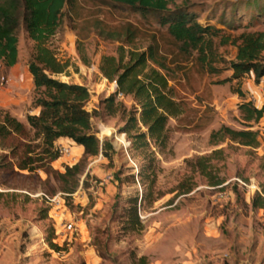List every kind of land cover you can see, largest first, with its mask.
I'll return each instance as SVG.
<instances>
[{
    "label": "rangeland",
    "instance_id": "obj_1",
    "mask_svg": "<svg viewBox=\"0 0 264 264\" xmlns=\"http://www.w3.org/2000/svg\"><path fill=\"white\" fill-rule=\"evenodd\" d=\"M259 4L264 12V0H172L169 8L185 5L198 22L236 36L244 29L230 31L221 22L235 27L251 22L246 31L264 32ZM94 20L109 30L131 24L139 30L138 37L130 46L102 39L94 30ZM17 36V64L6 69L0 62V109L28 129L26 116L38 113L32 106L36 94L27 68L35 44L23 25ZM212 41L211 52H205L201 63L196 51H179L166 27L153 17L142 18L105 0H74L73 6L64 8L47 47L68 67L52 78L88 88L91 130L107 144V156L100 153L87 159L72 193L60 189L63 185L54 179L46 182L42 171L28 175L0 170V264H134L140 257L147 264H248L233 254L229 247L233 241L241 248L251 243L243 260L264 264V208L251 207L255 194L264 196V119L246 123L235 93L240 89L247 99L253 96L254 106L260 108L259 83L253 74L225 82L232 76L229 64L236 51L219 37ZM152 43L166 57L168 84L183 112L168 121L165 148H151L155 181L147 189V182L138 177L147 159L131 150L129 138L121 131L134 104L131 98H116L115 112L106 108L104 102L114 94L116 84L104 80L98 66L102 56L118 57L121 49L143 51ZM221 126L258 130L260 146L240 147L229 141L210 144L211 132ZM8 145L0 140V164L11 162ZM57 146L70 148V155L59 154L51 164L54 172L64 173L65 166L76 164L82 153L72 149L77 146L73 143ZM219 149L222 155L214 156L210 164L223 184L211 187L192 165ZM189 186L192 190L184 194ZM146 193L147 199L141 201ZM134 206L142 224L139 231L128 223L126 210ZM68 223L73 224L72 233L64 231ZM88 251L94 260L88 259Z\"/></svg>",
    "mask_w": 264,
    "mask_h": 264
},
{
    "label": "trees",
    "instance_id": "obj_2",
    "mask_svg": "<svg viewBox=\"0 0 264 264\" xmlns=\"http://www.w3.org/2000/svg\"><path fill=\"white\" fill-rule=\"evenodd\" d=\"M115 8L129 9L142 18L153 17L157 24L166 27L171 40L179 46V51L188 54L196 51L198 61L203 63L205 52H211L213 38L219 37L223 44L235 48V60L230 62L232 76L225 82L240 81L245 75L253 74L254 81L264 77V32L246 31L251 22L235 27L231 22H221L222 27L230 31L244 29L236 36L224 34L208 22L200 23L194 12L187 6L169 8L172 0H105ZM250 3L259 0H249ZM74 0H0V62L10 69L17 64L18 30L25 27L28 38L34 42V56L27 64L28 72L36 96L32 106L38 109L36 115H27L26 126L0 109V140L9 143L11 162L0 164V170L13 173L27 172L28 175L46 174V182L54 179L66 193H72L78 184V176L83 174L88 158L105 153L107 144L100 142L91 130V114L86 109L90 98L88 88L84 85L67 84L53 79L52 76L65 73L68 63L59 62L47 47L49 39L56 33L65 7L73 6ZM234 5V4H233ZM233 5L231 8H233ZM260 5V4H259ZM259 12L264 13L258 6ZM261 14L256 15V17ZM211 20V19H209ZM94 30L105 40H115L130 46L138 37L139 30L131 24L109 30L100 20H94ZM250 28V27H249ZM166 57L159 46L150 44L145 50L123 49L118 57L102 56L98 70L102 78L116 83V91L105 100L106 108L112 113L118 94L132 99L133 108L128 113L122 133L131 145V150L147 159L138 171V177L147 189L155 181L154 152L165 148L167 125L170 119L179 117L183 108L181 102L172 96L168 84ZM241 102L238 110L246 123L258 124L264 119V107L258 108L247 99L246 93L236 89ZM60 139L72 141L83 148L82 157L73 166H65L64 173H56L51 164L59 158L55 143ZM37 141V143H36ZM229 141L240 147L257 149L260 146L258 130H233L221 126L211 132L209 142L212 145ZM223 150L212 151L208 156H201L192 167L211 187L223 184L210 164L214 156L222 155ZM6 158V156H5ZM88 174H86V177ZM189 186L184 194L189 193ZM3 193L0 192V196ZM147 193L141 201L147 199ZM252 209L264 208V196L255 194L251 198ZM131 229H142L136 207L126 210ZM53 248H57L51 244ZM134 264H147L145 257H140Z\"/></svg>",
    "mask_w": 264,
    "mask_h": 264
},
{
    "label": "crops",
    "instance_id": "obj_3",
    "mask_svg": "<svg viewBox=\"0 0 264 264\" xmlns=\"http://www.w3.org/2000/svg\"><path fill=\"white\" fill-rule=\"evenodd\" d=\"M15 67V66H14ZM14 67H12V68H14ZM262 82H264V77L259 81V84L260 83H262ZM257 91H258V97H259V99L261 100V98H260V94H259V87L257 86ZM257 96V95H256ZM253 97V96H252ZM254 98V97H253ZM254 100H255V98H254ZM66 143H73L72 141H70V140H67V139H60V140H58L56 143H55V145H60V144H66ZM74 144V143H73ZM75 145V144H74ZM73 150H75L76 152H78L79 154H81L82 152H83V148L82 147H80V146H75L74 148H72ZM252 242V241H251ZM250 245H251V243H250ZM250 245H249V243L248 244H246L244 247H242L241 248V246L239 245V242H236V241H233L232 243H231V245L229 246V247H233V254L235 255V257H239V256H242V258H240V261L242 262V263H247L248 262V264H254V263H251V260L250 259H245V260H243V256H244V254L246 253V252H248V247H250ZM253 245V244H252ZM86 255L88 256V259H93L94 260V255H92V253L90 252V251H88V252H86ZM246 255V254H245ZM94 262V261H93Z\"/></svg>",
    "mask_w": 264,
    "mask_h": 264
},
{
    "label": "built area",
    "instance_id": "obj_4",
    "mask_svg": "<svg viewBox=\"0 0 264 264\" xmlns=\"http://www.w3.org/2000/svg\"><path fill=\"white\" fill-rule=\"evenodd\" d=\"M258 87H259L260 98H261V101L263 103L262 107H264V82L258 84ZM115 91H116V86H115ZM117 98H124V97L121 94H118ZM251 101L252 102L255 101L253 97H252ZM56 149H57L59 154L70 155V148H68V147L57 146ZM63 228H64V231L66 233H72L74 231V227H73L72 223L65 224L63 226ZM67 242H71V237H69V240H67Z\"/></svg>",
    "mask_w": 264,
    "mask_h": 264
}]
</instances>
